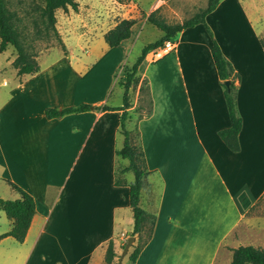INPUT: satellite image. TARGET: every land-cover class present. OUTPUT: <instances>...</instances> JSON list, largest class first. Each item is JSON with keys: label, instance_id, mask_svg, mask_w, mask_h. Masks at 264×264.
<instances>
[{"label": "crops", "instance_id": "0c3cea01", "mask_svg": "<svg viewBox=\"0 0 264 264\" xmlns=\"http://www.w3.org/2000/svg\"><path fill=\"white\" fill-rule=\"evenodd\" d=\"M226 2L220 0L205 21ZM244 14L256 57L233 32L227 37L210 27L233 68L241 117L237 151L218 135L230 122L204 25L177 32L170 49L138 66L137 76L149 88L151 112L127 120H134L149 170L140 206L152 212L154 221L130 264H230L231 248L264 247V224L251 221L258 215L251 209L264 195V47ZM115 24L102 32L85 31L81 54L74 53L63 32L61 43L36 40L29 73L17 74L14 53L6 58L0 79V177L30 194L35 212L22 242L10 235L0 238V264H106L108 242L118 255L131 235L128 186L114 184L124 92L116 72L137 35L135 23L128 39L109 47L103 34ZM50 45L56 46L54 59H48ZM106 68L110 80L100 87L96 75ZM116 86L123 91L111 103ZM81 103L91 107L60 117L44 114L49 107ZM123 177L133 181L131 172ZM19 197L17 192L12 199ZM10 228L0 210V234ZM126 261L124 256L121 264Z\"/></svg>", "mask_w": 264, "mask_h": 264}, {"label": "trees", "instance_id": "16d2710c", "mask_svg": "<svg viewBox=\"0 0 264 264\" xmlns=\"http://www.w3.org/2000/svg\"><path fill=\"white\" fill-rule=\"evenodd\" d=\"M120 3L125 0H116ZM220 0H208L206 7L200 12L195 13L191 17L183 20L180 23L168 24L163 20L156 19L151 12L147 16V20L161 30V35L153 42L145 44L136 60L131 67L124 68L123 79L118 80V83L123 86V106L119 108L122 113L119 117V131L123 136L122 146L115 149V154L127 160V164L121 168H115V185L128 186V201L133 215V226L131 235L140 234L148 221L152 226L154 215H150L140 206V193L144 186L146 176L149 173L145 163L144 152L139 140V132L135 127V132L126 126V109L131 105L128 101V91L130 87L137 85L139 78L137 75L138 66L144 59L145 54L154 48L159 47L164 41L172 39L177 32L184 28L192 27L196 24H204L207 33L212 40L211 55L217 70L220 83L223 87L224 98L227 106L230 125L227 128L218 131V135L224 143L233 151L239 149L237 134L241 128V117L236 109V85L234 83L233 68L227 58L221 51L220 46L214 39L209 27L206 25L205 17L217 6ZM41 5L38 6L37 17L32 21L33 33L31 36L19 25V16L16 12L9 9L5 0H0V51L5 50L8 46H12L15 50V57L12 61V66L16 69L18 75L29 73L33 70V60L35 52L31 46V41L52 40L61 43V37L56 28V11L61 9L67 11L71 8L74 11L78 10L77 0H41ZM137 22L135 18H121L116 24L108 29L103 34V39L109 47L118 46L123 40L128 39L131 35V29ZM229 80V85H225V81ZM140 92H145L148 96V108L145 115L151 112V98L147 81L139 86ZM90 104L81 103L76 106H67L64 108L49 107L46 108L44 114L47 118L60 117L68 113L81 112L89 109ZM102 110L111 109L107 105L101 106ZM125 172L133 174V181L126 183L121 175ZM10 186L19 194V198L6 199L0 197V210L4 211L7 218L11 221V228L0 234V238L10 235L18 242H22L25 238L27 229L35 212V202L33 197L21 189L18 185L9 181ZM150 231L147 238L139 246H133L128 257L134 261L137 257L142 245L150 237ZM232 257L230 264H264V247L254 245H239L231 248ZM118 257L114 243L110 240L105 250V263L111 264Z\"/></svg>", "mask_w": 264, "mask_h": 264}, {"label": "rangeland", "instance_id": "374dc122", "mask_svg": "<svg viewBox=\"0 0 264 264\" xmlns=\"http://www.w3.org/2000/svg\"><path fill=\"white\" fill-rule=\"evenodd\" d=\"M5 1L9 9L16 12L19 16V25L25 30L28 36H31L34 30L32 21L34 18H38L37 10L38 6L42 3L41 0ZM77 2V11H74L71 8L67 11L61 9L56 11V28L58 33L63 32L64 35H67L68 43L70 47L74 49V53L76 54L84 53L82 50L86 49L87 45L85 31H88L89 28H94L96 32H102L121 18H135L137 20L136 26L133 29V33L137 35V39L135 40V44L131 47L129 54L125 57L126 61L120 66L117 71L118 73L116 72V79L118 81L123 79L124 68L131 67L133 61L140 54L142 47L149 42L155 41L162 33L159 28L147 20V16L151 12H154V18L163 20L168 24L180 23L195 13L203 10L207 5L208 0H125L123 3L116 0H77ZM244 12L247 13V18L250 19L254 31L259 35L261 45L264 47V0H227V2L222 5V8L219 9L210 20H206V25L209 29H211L210 27L217 28L223 36L230 37V33L233 32L235 34L233 36H237L240 41L247 42L246 51L249 52V56L256 57L253 50L252 32L245 23L246 16ZM203 25L204 24L200 26L202 27ZM224 27H228L227 33H224ZM79 35H81V37L77 39ZM36 40L31 41L30 44L32 47L33 44L36 43ZM42 41L49 43L56 42L54 39ZM48 45L49 44H47V46ZM80 46L82 47V50L80 49ZM48 49L50 50L48 59H54V56L57 53L56 46L50 45ZM11 53L15 54V50L12 46H8L4 52H0V79L4 77V70L8 67L6 58ZM96 68L98 70L99 64H96ZM262 69L263 67H261V71ZM105 70V73L100 71L99 75L98 73L96 75L99 84L98 86L100 87L108 85L110 80L108 68ZM262 74L263 72H261V78L263 77ZM138 78L139 81L137 85L130 87L128 91V101L131 106L126 113V121L128 122L127 127L133 131L135 130L134 120L145 115L146 109L149 106L148 96L145 92L139 91V86L144 83V79L140 80V77ZM120 90H122V88L117 86L114 87L110 96L111 103L117 101ZM100 91L101 89L97 92ZM261 93L264 94V88L261 89ZM130 116L134 117V120H127ZM125 160L126 159L118 156L117 167L121 168L125 166L127 162V160L126 162ZM2 161L3 158L0 154V163ZM7 174L8 172L5 171V175ZM121 175L123 176L124 173ZM16 193L17 192L9 185L7 179L4 176L0 177V197L12 199L16 196ZM149 214L152 215V212H149ZM254 214L258 215L251 217V221L264 224V195L251 209V215ZM150 226V221H148L144 230L136 235L137 240H134L125 255L127 258L126 264L131 263L128 255L132 251L133 246L141 245L147 238ZM261 243H264L262 232Z\"/></svg>", "mask_w": 264, "mask_h": 264}, {"label": "built area", "instance_id": "2783aa9c", "mask_svg": "<svg viewBox=\"0 0 264 264\" xmlns=\"http://www.w3.org/2000/svg\"><path fill=\"white\" fill-rule=\"evenodd\" d=\"M172 46V43L170 40H166L163 42L162 45H160L159 47L157 48H154L152 50H149L145 56H144V60L146 58H149V60L153 59V58H156L158 56H160L163 52H165L166 50L170 49Z\"/></svg>", "mask_w": 264, "mask_h": 264}, {"label": "water", "instance_id": "95a60500", "mask_svg": "<svg viewBox=\"0 0 264 264\" xmlns=\"http://www.w3.org/2000/svg\"><path fill=\"white\" fill-rule=\"evenodd\" d=\"M224 83H225V85H229V80H226ZM134 240H135L134 235L128 236V238L126 239V242L122 248V251L120 252V254L117 257L115 264H121L122 258L127 254L128 249L131 246V244L134 242Z\"/></svg>", "mask_w": 264, "mask_h": 264}, {"label": "bare ground", "instance_id": "6f19581e", "mask_svg": "<svg viewBox=\"0 0 264 264\" xmlns=\"http://www.w3.org/2000/svg\"><path fill=\"white\" fill-rule=\"evenodd\" d=\"M147 59H149V58H147Z\"/></svg>", "mask_w": 264, "mask_h": 264}]
</instances>
